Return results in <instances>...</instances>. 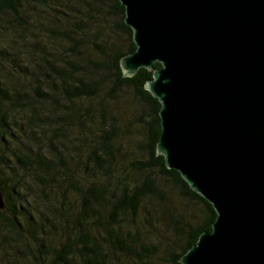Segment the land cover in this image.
Segmentation results:
<instances>
[{
    "label": "trees",
    "instance_id": "obj_1",
    "mask_svg": "<svg viewBox=\"0 0 264 264\" xmlns=\"http://www.w3.org/2000/svg\"><path fill=\"white\" fill-rule=\"evenodd\" d=\"M134 49L119 0H0V264H182L211 229L156 154L152 71L119 63Z\"/></svg>",
    "mask_w": 264,
    "mask_h": 264
},
{
    "label": "water",
    "instance_id": "obj_2",
    "mask_svg": "<svg viewBox=\"0 0 264 264\" xmlns=\"http://www.w3.org/2000/svg\"><path fill=\"white\" fill-rule=\"evenodd\" d=\"M119 1L120 67L152 71L160 103L156 154L216 213L179 261L264 264V0Z\"/></svg>",
    "mask_w": 264,
    "mask_h": 264
},
{
    "label": "rangeland",
    "instance_id": "obj_3",
    "mask_svg": "<svg viewBox=\"0 0 264 264\" xmlns=\"http://www.w3.org/2000/svg\"><path fill=\"white\" fill-rule=\"evenodd\" d=\"M169 194L171 196V202L169 203L168 208L172 212H175L176 207H178V206L182 207V205H183V203H185V201H182V199L180 197H178V195L174 192V190H170ZM152 221L155 222L154 219H152ZM141 233H142V236L148 238V240L153 241L154 237H157L158 239H160L166 233V221L159 223L157 228H153L151 226L147 230H142ZM1 260L2 261L5 260V256Z\"/></svg>",
    "mask_w": 264,
    "mask_h": 264
}]
</instances>
